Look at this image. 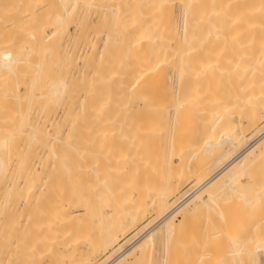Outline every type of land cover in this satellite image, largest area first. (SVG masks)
Returning a JSON list of instances; mask_svg holds the SVG:
<instances>
[{"label": "bare ground", "instance_id": "1", "mask_svg": "<svg viewBox=\"0 0 264 264\" xmlns=\"http://www.w3.org/2000/svg\"><path fill=\"white\" fill-rule=\"evenodd\" d=\"M261 121L264 0H0V264H264Z\"/></svg>", "mask_w": 264, "mask_h": 264}, {"label": "rangeland", "instance_id": "2", "mask_svg": "<svg viewBox=\"0 0 264 264\" xmlns=\"http://www.w3.org/2000/svg\"><path fill=\"white\" fill-rule=\"evenodd\" d=\"M264 123H263V121H261V122H259V124H258V127L257 128H260L262 125H263ZM256 128V129H257ZM252 132H254V130H251V131H249L248 133H252ZM260 135V134H259ZM258 134H257V136L256 137H258L259 136ZM256 137H255V139H256ZM264 160L261 162V163H259V165L257 166V167H259V170H264ZM261 167H263V168H261ZM261 168V169H260ZM193 181L195 182V180H191L190 182H187V183H185V184H183V186H181V188H179V190L177 191V193L175 194V196H173V197H171L170 198V202H169V204L172 206L173 205V202L175 201V199L179 196V195H181L185 190H187L190 186H192L193 184ZM174 199V200H173ZM169 205V206H170ZM156 213H150V214H147V216L142 220V221H139L138 223H137V225L135 226V228L131 231V232H129L127 235H125V236H123L122 238H121V240H120V242L118 243V244H116V246H114V248H111V249H109L108 251H106V252H104V253H102V254H100L99 256H97L98 258H96L95 260H93V262H92V264H106V257L108 256V255H111L112 254V252H113V249H116L117 247H119L120 245H121V247H123L124 245H126V243L127 242H129L130 241V239L132 238V236L133 235H135L136 234V232H138V231H140V229L142 230L141 231V234L143 235V232L144 231H147V230H149V229H151V228H153V227H155L156 225H157V223H159V222H156L155 220H156V217L158 216L157 214L155 215ZM155 216V217H154ZM148 221H150V222H148ZM152 222L154 223V224H152ZM147 223V224H146ZM149 223V224H148ZM144 224H146V225H144ZM155 225V226H154ZM143 226V227H142ZM146 226V227H145ZM150 226H152V227H150ZM141 227V228H140ZM148 227V228H147ZM142 228H144V229H142ZM146 228V229H145ZM135 232V233H134ZM141 234H140V232L138 233V237H137V239L139 238V237H141ZM158 238H160V235L159 236H157V238H156V241H157V239ZM136 239V240H137ZM129 240V241H128ZM162 241V240H161ZM133 242H131L130 243V245L128 246V247H125V249H128L129 247H131V244H132ZM228 243L229 242H227L226 243V246L228 245ZM157 244H159L158 245V247L156 248V253H155V258L157 257V260L159 261H157L159 264H161L162 262L161 261H163V257L165 256V251H164V244H162L160 241L157 243ZM163 247H162V246ZM160 246V247H159ZM121 247L119 248V250L121 249ZM163 248V249H162ZM228 248V247H227ZM230 248V247H229ZM228 248V249H229ZM232 248V247H231ZM227 249V250H228ZM122 250V249H121ZM121 250H120V252H121ZM163 250V251H162ZM174 250V249H173ZM178 250V249H177ZM176 250V251H177ZM197 250V249H196ZM226 250V249H225ZM112 251V252H111ZM122 251H124V249L122 250ZM160 251V252H159ZM184 251V250H183ZM118 252V251H117ZM158 253H159V255H158ZM114 254V253H113ZM111 255V256H115V254H116V252H115V254L114 255ZM161 254H162V256H161ZM105 260V261H104ZM103 261V262H102Z\"/></svg>", "mask_w": 264, "mask_h": 264}, {"label": "built area", "instance_id": "3", "mask_svg": "<svg viewBox=\"0 0 264 264\" xmlns=\"http://www.w3.org/2000/svg\"><path fill=\"white\" fill-rule=\"evenodd\" d=\"M193 190V188H188L187 190H185L181 195H179L176 199H175V202L172 206V209H174L180 202H182L183 200H185L187 198V196L191 193V191ZM156 221V220H155ZM138 237V234L137 235H133V237L130 239L129 242L126 243V245H124L122 247V250L125 248V247H128L130 245L131 242L135 241ZM121 250V251H122ZM119 253V251H118ZM117 253V254H118Z\"/></svg>", "mask_w": 264, "mask_h": 264}]
</instances>
